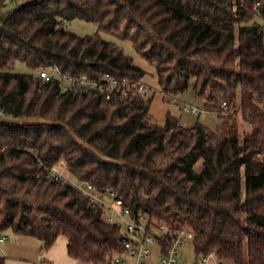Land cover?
<instances>
[{"label":"trees","instance_id":"1","mask_svg":"<svg viewBox=\"0 0 264 264\" xmlns=\"http://www.w3.org/2000/svg\"><path fill=\"white\" fill-rule=\"evenodd\" d=\"M9 1L0 0V10ZM257 17L264 18V0H34L0 15V234L33 236L46 249L64 236L79 263L126 252L121 223L100 205L70 183L37 177L40 163L64 164L73 178L115 191L134 215H147L150 230L166 229L159 241L188 228L197 257L215 252L233 264H264V24ZM74 20L98 31L80 35L68 28ZM101 32L131 42L156 66L165 94L190 91L220 126L186 127L170 112L159 125L141 95L76 92L65 77H142ZM17 61L36 72H12ZM222 100L240 119L222 115ZM22 116L42 122L25 125ZM240 120L252 126L243 136Z\"/></svg>","mask_w":264,"mask_h":264},{"label":"built area","instance_id":"2","mask_svg":"<svg viewBox=\"0 0 264 264\" xmlns=\"http://www.w3.org/2000/svg\"><path fill=\"white\" fill-rule=\"evenodd\" d=\"M259 3H257L258 5ZM60 74V73H59ZM42 81H48L51 78V73L46 70L39 72ZM73 89L78 92L96 89L99 93L105 96L106 99L123 97L130 94L143 96L146 93V85L140 80H131L128 77H117L111 73H103L100 79H91L86 75L79 78H69ZM219 107L222 110V115L228 117L234 115L240 118L239 113L233 107H229L226 100L219 102ZM183 113L192 116H202L210 109L199 105L186 103L182 105ZM39 167L44 169L43 172L37 174L38 178L54 179L62 183H70L76 187L83 195L89 197L93 204L100 205L110 221L116 223L123 222L125 224L124 238L126 252L123 254H115L107 259L103 264H149L153 247H158V264H178L179 257L186 246L193 245L194 233L186 228L175 231L169 236L164 237L159 241L157 235L167 233L162 227L160 230L152 226L153 230L149 229V219L147 215H134L131 207L118 196L115 191L106 193L100 192L98 188L89 181H80L73 178L70 174L64 171L63 167L58 165L47 166L40 163ZM159 231L156 233L155 231ZM5 240V236L0 235V242ZM44 264H50L49 261H44ZM78 264H95L92 262ZM184 264H228L226 260L220 259L215 252L199 256L197 262H185Z\"/></svg>","mask_w":264,"mask_h":264},{"label":"rangeland","instance_id":"3","mask_svg":"<svg viewBox=\"0 0 264 264\" xmlns=\"http://www.w3.org/2000/svg\"><path fill=\"white\" fill-rule=\"evenodd\" d=\"M34 0H11L8 2V4L0 10V15H2L5 12H8L10 10L15 9L16 7L23 5L27 2H31ZM257 22L260 24H264V18L262 17H257L256 18ZM68 28L71 29L72 31L80 34V35H92L98 31V28L95 24L89 23L83 20H74L71 23L68 24ZM113 32V31H112ZM114 33V32H113ZM102 37H104L107 40H110L117 44L126 55L130 56L133 58V62L135 65L139 66L142 71V77L140 81H142L146 85V93L143 94V99L144 100H151V121L159 124V125H164L165 120H166V115L168 112L176 115L180 119V123L183 126L189 127L194 125L197 121L201 122L204 124L208 129L210 130H215L218 126H220L222 120L219 118L218 114L216 112L210 111L207 112L206 114L196 117L192 116L187 113H183L181 110L182 105L189 103V104H199L201 105L202 102L200 100H196L190 91H186L184 93H181L179 95H169L165 94L162 90V88L159 85L157 74H156V66L150 64L147 62L145 59H143L134 46L132 45L131 42L127 40L120 39L110 33L106 32H101L100 33ZM12 72L15 73H35L36 71L32 69L30 66H28L25 62L23 61H17L14 66L10 69ZM41 70H39L40 72ZM47 71V70H46ZM66 82H70L67 77L64 78ZM71 83V82H70ZM203 106V105H202ZM239 116H241L239 114ZM240 119V118H239ZM4 120L3 116L0 115V121ZM10 122L12 120L8 119ZM7 121V120H6ZM19 123L25 124V125H36L42 122L41 117L37 116H22L17 119ZM239 130L241 136L246 134L247 132H250L252 130V126L249 125L247 122H244L243 120L239 121ZM60 167L64 168V171L68 173L67 168L65 167L64 164L58 165ZM69 174V173H68ZM105 218L109 220L108 216L105 214ZM121 223V231L124 233L125 232V224L123 222ZM158 233V231H155ZM2 235L7 236L8 241L13 242L15 241L14 239L16 237H19V239H35L32 236H25V235H19L14 233L12 230H7L2 232ZM17 235V236H16ZM158 247L154 246L153 247V252L149 261V264H158ZM26 249H20L19 247H16L12 249L13 254L17 255H12V256H24V252ZM1 255V253H0ZM199 257H197L194 248L192 245L186 246L183 251L181 256L179 257V262L178 264H184L185 262H197ZM31 260L32 264H35L32 258H28ZM228 264H233L232 261L226 260Z\"/></svg>","mask_w":264,"mask_h":264},{"label":"crops","instance_id":"4","mask_svg":"<svg viewBox=\"0 0 264 264\" xmlns=\"http://www.w3.org/2000/svg\"><path fill=\"white\" fill-rule=\"evenodd\" d=\"M34 238L35 239H19V237H16L14 239L15 241L10 242L8 241L7 236H5V240L0 242V256L5 258L6 264H32L31 260L28 258H32L35 264H44V261H49L50 264L79 263L77 260L71 258L68 255V240L66 237L60 236L57 241L47 249L43 248V243L41 240L36 237ZM16 247H19L20 249H26V251H23L24 256H12L17 255L13 254L12 252V249Z\"/></svg>","mask_w":264,"mask_h":264},{"label":"water","instance_id":"5","mask_svg":"<svg viewBox=\"0 0 264 264\" xmlns=\"http://www.w3.org/2000/svg\"><path fill=\"white\" fill-rule=\"evenodd\" d=\"M123 238H124V235H123V234H121V235H120V239H123Z\"/></svg>","mask_w":264,"mask_h":264}]
</instances>
